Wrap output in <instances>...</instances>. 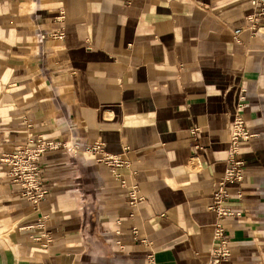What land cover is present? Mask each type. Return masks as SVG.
Wrapping results in <instances>:
<instances>
[{
	"label": "crops",
	"instance_id": "crops-1",
	"mask_svg": "<svg viewBox=\"0 0 264 264\" xmlns=\"http://www.w3.org/2000/svg\"><path fill=\"white\" fill-rule=\"evenodd\" d=\"M251 1L0 0V156L61 145L40 159L37 206L0 165V264H146L150 252L264 264V19L248 29ZM237 114L251 137L233 157ZM231 158L244 178L224 184ZM223 184L231 255L215 263Z\"/></svg>",
	"mask_w": 264,
	"mask_h": 264
},
{
	"label": "built area",
	"instance_id": "built-area-1",
	"mask_svg": "<svg viewBox=\"0 0 264 264\" xmlns=\"http://www.w3.org/2000/svg\"><path fill=\"white\" fill-rule=\"evenodd\" d=\"M251 7L253 8V13L246 18L249 24V30L254 29L259 19H264V0H252ZM240 32L241 30H235L234 34L238 35ZM43 39L44 36H41V40ZM241 108L243 106L238 105V109ZM250 137L251 135L247 131L245 122L237 114L230 126L229 152L231 156H236L239 153L240 145ZM59 147L61 145L58 143L37 139L27 142V144L13 152L4 153L0 156V165L8 168L9 179L21 190V197L35 206L48 195V191L41 184L40 159L44 153L57 150ZM86 150L90 152H101L102 144H96L93 147L86 148ZM106 161L110 164H119V160L112 157L106 158ZM229 165L223 175L224 184L228 182H242L244 178L243 162L231 158ZM224 184L213 194V204L210 207L212 211L216 212L218 217V222L214 230V244L211 246V255L215 263H218L220 260H227L231 255L224 238L221 220L234 214L223 207V203L228 198ZM135 189V187H132L128 193V199L131 205H134L139 200L136 196ZM39 227L42 228L43 226L39 225ZM34 241L37 242L39 239L35 238ZM146 264H156L155 254L153 252L147 255Z\"/></svg>",
	"mask_w": 264,
	"mask_h": 264
}]
</instances>
